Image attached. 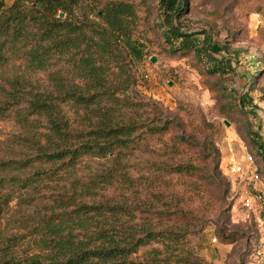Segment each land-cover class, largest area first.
Here are the masks:
<instances>
[{
	"label": "trees",
	"instance_id": "16d2710c",
	"mask_svg": "<svg viewBox=\"0 0 264 264\" xmlns=\"http://www.w3.org/2000/svg\"><path fill=\"white\" fill-rule=\"evenodd\" d=\"M79 1L0 0V65L20 58L29 72L60 63L69 73H48L45 87L35 91L19 78L0 81V118L25 104L21 121L41 128L27 139L33 149L27 165L46 164L28 179H12L24 188L46 179V213L32 227L39 251L17 257L12 237L0 249V264H202L190 238L227 193L217 146L211 135H187L177 117L141 102L132 59L139 50L122 42L138 20L134 3L109 1L93 20L73 15ZM60 10L66 18L57 16ZM189 11L188 0H156L150 28L164 50L206 60V75L233 72L231 58L214 57L227 45L212 38V29L190 30ZM255 61L262 59L250 55V64ZM260 72L250 70L249 83ZM192 148L193 155L180 158ZM143 150L150 158L131 173L138 164L129 158ZM85 160L97 166L86 178L73 176Z\"/></svg>",
	"mask_w": 264,
	"mask_h": 264
},
{
	"label": "rangeland",
	"instance_id": "374dc122",
	"mask_svg": "<svg viewBox=\"0 0 264 264\" xmlns=\"http://www.w3.org/2000/svg\"><path fill=\"white\" fill-rule=\"evenodd\" d=\"M109 1L112 0H80L73 8V15L98 20L100 9ZM131 1L138 20L130 38L122 42L139 50V56L132 54V59L135 89L141 102L148 106L157 104L169 118L177 117L187 135L196 131L201 136L211 135L227 183L224 201L216 204V209L223 207L224 211L212 210L203 230L190 238L193 251L202 264H264V204L257 202L258 196L264 200V0H188L190 11L184 21L190 30L212 29V38L228 47L214 57L215 60L231 58L234 70L221 68L223 71L214 75L204 73L207 61H200L192 52L164 50L163 41L150 28L155 19L151 13L156 10V0ZM57 16L67 17L61 10ZM250 55L262 61L250 64ZM224 63L221 61L220 65ZM256 69L261 72L253 84L249 83L246 76ZM57 71L65 77L69 74L60 63L47 71L29 72L22 59L14 58L0 65V81L19 78L26 90H41L47 84L48 73ZM215 83L226 89L225 95L217 90ZM25 109L22 104L7 117L0 118V162H9L0 168V249L13 237L10 250L17 257L39 251L33 241L32 227L34 217L46 213V179L26 188L12 180L28 179L36 169L46 168V164L42 166L36 161L27 165L33 156L27 139L41 128L21 121ZM28 119L34 120L35 116ZM38 120L43 122L42 118ZM169 135L171 132L165 136L166 140ZM150 144L155 149L163 147L160 143ZM141 152L129 158L131 163L138 164L135 169L130 168L131 173L139 171L143 159L150 158L149 151ZM195 152L196 148H192L180 158ZM248 155L253 159L251 165L246 160ZM239 163L243 171L237 173L233 166ZM96 166L93 160H85L73 176L86 178ZM254 170L259 175L257 180L251 176ZM143 174L149 175L145 171ZM176 181L171 179L172 183ZM248 197L253 198L250 206L245 204Z\"/></svg>",
	"mask_w": 264,
	"mask_h": 264
},
{
	"label": "built area",
	"instance_id": "2783aa9c",
	"mask_svg": "<svg viewBox=\"0 0 264 264\" xmlns=\"http://www.w3.org/2000/svg\"><path fill=\"white\" fill-rule=\"evenodd\" d=\"M246 160H247V163L248 164H252V157H251V155H248L247 156V158H246ZM250 169H251V167H250ZM233 170L235 171V172H242L243 171V165L242 164H234V166H233ZM251 176H252V178L253 179H259V175L256 173V171L254 170L253 172H252V174H251ZM253 202V198L252 197H248V198H246L245 199V204L247 205V206H250V204ZM257 202H258V204H260V205H262V204H264V200L263 199H261V197L260 196H258L257 197Z\"/></svg>",
	"mask_w": 264,
	"mask_h": 264
},
{
	"label": "water",
	"instance_id": "95a60500",
	"mask_svg": "<svg viewBox=\"0 0 264 264\" xmlns=\"http://www.w3.org/2000/svg\"><path fill=\"white\" fill-rule=\"evenodd\" d=\"M62 15H63V13H60V15L59 16H61L62 17ZM152 61H154V59H151Z\"/></svg>",
	"mask_w": 264,
	"mask_h": 264
}]
</instances>
